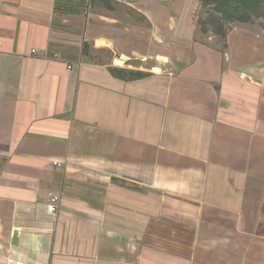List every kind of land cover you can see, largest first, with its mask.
I'll use <instances>...</instances> for the list:
<instances>
[{"label": "crops", "instance_id": "1", "mask_svg": "<svg viewBox=\"0 0 264 264\" xmlns=\"http://www.w3.org/2000/svg\"><path fill=\"white\" fill-rule=\"evenodd\" d=\"M110 1L0 0V264H264V31Z\"/></svg>", "mask_w": 264, "mask_h": 264}, {"label": "trees", "instance_id": "2", "mask_svg": "<svg viewBox=\"0 0 264 264\" xmlns=\"http://www.w3.org/2000/svg\"><path fill=\"white\" fill-rule=\"evenodd\" d=\"M202 8L211 9V12L199 15L196 25L201 35L212 33L219 38L225 47V38L232 24H250L253 15L264 19V12H259L264 0H196ZM111 9L110 0H91ZM205 16V17H203ZM202 18H206L203 20ZM264 31V30H263ZM110 73L120 79L134 81L145 78L146 73L127 69L111 68Z\"/></svg>", "mask_w": 264, "mask_h": 264}, {"label": "rangeland", "instance_id": "3", "mask_svg": "<svg viewBox=\"0 0 264 264\" xmlns=\"http://www.w3.org/2000/svg\"><path fill=\"white\" fill-rule=\"evenodd\" d=\"M209 12H211V9L208 10L207 8H202L201 7L200 16L203 15L204 13H209ZM259 12H264V4L260 7ZM203 17H205V16H203ZM202 19L205 20L206 18H202ZM246 25L253 26V27H255V28L259 29V30H264V19L256 18L253 15L252 23L246 24ZM201 36L203 38L205 35H201Z\"/></svg>", "mask_w": 264, "mask_h": 264}, {"label": "built area", "instance_id": "4", "mask_svg": "<svg viewBox=\"0 0 264 264\" xmlns=\"http://www.w3.org/2000/svg\"><path fill=\"white\" fill-rule=\"evenodd\" d=\"M57 164H58V166L60 165L59 163H57ZM58 202H59V198L57 196L50 195L49 203L46 206V210H47V212L49 214H54L55 213L56 206H57Z\"/></svg>", "mask_w": 264, "mask_h": 264}, {"label": "water", "instance_id": "5", "mask_svg": "<svg viewBox=\"0 0 264 264\" xmlns=\"http://www.w3.org/2000/svg\"><path fill=\"white\" fill-rule=\"evenodd\" d=\"M16 240V234H14V236H13V241H15Z\"/></svg>", "mask_w": 264, "mask_h": 264}]
</instances>
